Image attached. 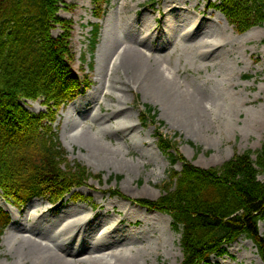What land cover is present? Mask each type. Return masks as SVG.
I'll return each instance as SVG.
<instances>
[{
  "label": "rangeland",
  "instance_id": "rangeland-1",
  "mask_svg": "<svg viewBox=\"0 0 264 264\" xmlns=\"http://www.w3.org/2000/svg\"><path fill=\"white\" fill-rule=\"evenodd\" d=\"M167 1L107 0L99 19L93 0L61 1L59 16L71 23V77L88 80L90 87L75 94L77 111L67 112L74 101L59 111L54 129L67 162L85 166L93 177L63 206L49 207L38 219L32 214L42 204L32 202L46 200L34 199L19 210L0 191V210L9 216L0 264H44L46 258L29 253L19 236L43 245H50V238L73 237L78 244L71 250H91V258L100 259L85 264L182 263L181 234L171 218L134 203L158 200L169 172L182 169L180 161L172 165L159 149L156 127L141 124L145 106L164 124L160 134L198 167H219L235 154L263 146L264 27L239 35L212 6L218 0H169L174 3L170 12L162 10ZM94 26L99 31L92 49ZM62 33L58 27L52 35ZM132 48L148 55L159 82L113 69ZM24 105L34 114L46 111L41 100ZM168 154L177 156L173 149ZM259 180L264 182V175ZM115 191L121 197L113 196ZM75 195L81 199L74 200ZM75 217L86 220L63 229ZM260 232L264 235V221ZM238 241V251L227 250L211 264H264L253 242Z\"/></svg>",
  "mask_w": 264,
  "mask_h": 264
},
{
  "label": "trees",
  "instance_id": "trees-1",
  "mask_svg": "<svg viewBox=\"0 0 264 264\" xmlns=\"http://www.w3.org/2000/svg\"><path fill=\"white\" fill-rule=\"evenodd\" d=\"M61 1L0 0V190L17 208L36 198L63 205L66 196L93 177L85 166L67 162L54 129L59 111L80 89L90 87L88 80L71 77V23L59 16ZM93 1L99 19L107 0ZM212 6L237 34L264 27V0H219ZM58 27L63 33L54 37ZM98 31L94 26L92 49ZM39 100L46 111L34 114L24 106ZM157 115L145 106L141 124L156 127L159 149L172 165L180 161L182 170L169 172L158 200L135 203L170 216L173 230L181 234V264H211V258L225 256L241 238L254 243L264 263V182L259 180L264 175V144L256 152L235 154L219 167L201 168L160 134L164 124ZM172 149L177 156L168 154ZM8 223V214L0 210V242Z\"/></svg>",
  "mask_w": 264,
  "mask_h": 264
},
{
  "label": "bare ground",
  "instance_id": "bare-ground-1",
  "mask_svg": "<svg viewBox=\"0 0 264 264\" xmlns=\"http://www.w3.org/2000/svg\"><path fill=\"white\" fill-rule=\"evenodd\" d=\"M169 1V0H168ZM164 4L162 7L163 11H169L172 9L173 2L169 1ZM217 1V0H214ZM183 2L181 0L179 3ZM173 3V4H172ZM221 19L226 23V26H228L225 17L219 13ZM194 25V24H193ZM192 25V26H193ZM166 39V38H165ZM147 54L142 51L139 48H132L128 51H123V53L120 55V58L118 59L117 63L114 65L113 69L118 70L119 68H124L127 70V73L129 75H132V77H136L137 80L142 81L140 79L148 80V78H152V70H150L151 67L148 66V63H150V59L147 58ZM150 61H148V60ZM148 62V63H147ZM152 69V68H151ZM109 70V68H108ZM159 82V79L154 77V79ZM108 96L112 97V94H107ZM80 102L78 100L72 102L68 106L67 112H73L77 111L80 108ZM163 118V116H161ZM87 164V163H86ZM89 167L90 165L87 164ZM39 202L42 205H39V208L37 210H34L32 214V219H38L40 217L45 216L49 210V207H51L48 202L42 201V200H35L32 203ZM137 208V207H135ZM86 218H80L75 217L71 221L66 222L63 226V229H74L78 226H80ZM119 225V224H118ZM27 230V229H26ZM21 232H25V230H22ZM32 232V230H30ZM26 234V233H25ZM18 242L24 243L26 247V250L29 253L34 254V256H40L41 258H46L44 260V264L58 262V264H85L86 261H95L100 259H92L91 258V250L81 252H74L71 250L72 244H78V241L75 240L73 237H64V238H50L48 239L50 245H43L42 243H37L35 240H33L31 237L28 236H19L16 238ZM81 244V243H80ZM240 248V242H236L231 247L228 248L229 254L238 251ZM111 250V249H110ZM229 256V255H228ZM129 264H133V260L129 261Z\"/></svg>",
  "mask_w": 264,
  "mask_h": 264
}]
</instances>
